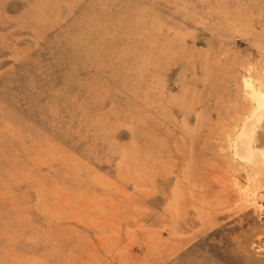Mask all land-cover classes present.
Wrapping results in <instances>:
<instances>
[{
	"label": "rangeland",
	"instance_id": "obj_1",
	"mask_svg": "<svg viewBox=\"0 0 264 264\" xmlns=\"http://www.w3.org/2000/svg\"><path fill=\"white\" fill-rule=\"evenodd\" d=\"M255 92L264 0H0V264H264Z\"/></svg>",
	"mask_w": 264,
	"mask_h": 264
},
{
	"label": "bare ground",
	"instance_id": "obj_2",
	"mask_svg": "<svg viewBox=\"0 0 264 264\" xmlns=\"http://www.w3.org/2000/svg\"><path fill=\"white\" fill-rule=\"evenodd\" d=\"M248 65H249V64H248ZM249 67H250V66H249ZM249 79H250V78H249ZM244 83H245V82H244ZM251 83H252V82H251ZM245 86H246V85H245ZM247 86H248V84H247ZM246 88H247V87H246ZM253 88H254V87H253ZM248 89H250V87H249ZM250 94H251V93H250ZM255 94H256V97H255V96H254V97H255L257 100H260V101L263 103L262 105H264V98H263V97H260V95L258 94V92H257V93L255 92ZM248 95H249V94H248ZM261 99H262V100H261ZM260 106H261V105H260ZM263 107H264V106H263ZM260 108H261V107H260ZM258 109H259V106H258ZM258 111H259V110H258ZM248 113H249V112H248ZM254 113H255V112L253 111L252 115H255ZM261 114L263 115V113H261ZM261 114H260V115H261ZM250 115H251V112H250ZM260 115H258V118H259V119H260V117H259ZM251 117H252V116H250V118H251ZM253 117H254V116H253ZM262 117H263V116H262ZM244 118H247V117H244ZM244 120H246V119H244ZM248 120H250V119L248 118ZM248 120H246V123H245V122H244V123H245V124H248V122H247ZM260 120H261V119H260ZM263 120H264V119H263ZM263 120H262V121H263ZM258 121H259V120H258ZM258 121H257V122H258ZM262 121H261V122H262ZM240 123H241V122H240ZM244 123H242V124H244ZM258 123H260V122H258ZM258 123L256 124V126L258 125ZM242 124H241V125H242ZM245 124H244V125H245ZM260 124H261V123H260ZM263 124H264V123H263ZM263 124H261V125L264 126ZM261 125H260V126L258 125V126L261 127ZM245 126H247V125H245ZM249 126H250V125H249ZM259 127H258V128H259ZM236 128H238V127H236ZM240 128H241V127H240ZM242 128H244V127L242 126ZM246 128H247V127H246ZM260 129H261V128H260ZM242 130H243V129H242ZM247 130H248V129H246V132H248ZM262 130L264 131L263 127H262ZM262 130H260V131L262 132ZM243 131H244V130H243ZM249 131H250V130H249ZM254 131H255V133H256V130H254ZM244 132H245V131H244ZM250 132H251V131H250ZM240 133L243 134L242 132H240ZM245 134H246V133H245ZM247 134H249V133H247ZM253 134H254V133H253ZM236 135H237V134H236ZM239 135H240V134H239ZM249 135H250V134H249ZM255 135H256V134H255ZM237 136H238V135H237ZM237 136H236V138H237ZM257 136H258V135H257ZM240 137H241V136H240ZM244 137H247V135H244ZM249 137H250V136H249ZM249 137L246 138V139H249V140H250V139L253 137V135H252L250 138H249ZM229 138H230V137H229ZM242 138H243V137H242ZM242 138H240L241 141H243V139H244V138H243V139H242ZM255 138H256V137H255ZM237 139L239 140V138H237ZM253 140H254V139L252 138V139H251V142H253ZM257 140H258V139H257ZM257 140H256V141H257ZM241 141H240V142H241ZM254 141H255V140H254ZM235 142H236V141H235ZM247 142H248V141H247ZM257 142H258V141H257ZM257 142H256V143H257ZM230 143H231V142H230ZM243 143H244V145H245V141H243ZM243 143H242V144H243ZM258 143H259V142H258ZM234 144H235V143H234ZM253 144H255V142H253ZM229 145H230V144H229ZM237 145H238V144H236V146H237ZM244 145H242V146H244ZM249 145H250V144H249ZM233 146H234V145H233ZM239 146H241V145L239 144ZM242 146H241L240 149H242ZM247 146H248V145H247ZM251 146H252V145H251ZM237 147H238V146H237ZM245 147H246V145H245ZM230 148H231V147H230ZM251 148H252V147H251ZM251 148H250V149H251ZM254 148H255V147H254ZM258 148H259V147H258ZM236 149H237V148H236ZM240 149H239V151H240ZM245 149H246V148H245ZM252 149H253V148H252ZM261 149H262V150H261V153L259 152V154H258V153L256 152V153L258 154V155L256 154V155H257L256 157H257L258 161L260 160V162H261V164L259 165V168H262V169H263V168H264V144H263V147H262ZM254 150H255V149H254ZM259 150H260V148H259ZM236 151H237V150H236ZM241 151H242V150H241ZM245 151H246V150H245ZM248 151H249V150H248ZM250 152H251V150H250ZM254 152H255V151H254ZM254 152L252 153V156L254 155ZM189 153H190V152H189ZM235 153H236V152H234V154H235ZM237 153H239V152H237ZM248 153H249V152H248ZM236 155H237V154H236ZM241 155H243V154H241ZM241 155H240V156H241ZM246 155H248V154H246ZM246 155H243V156H244V157H247ZM249 155H250V157H251V154H249ZM253 157H255V156H253ZM247 159H248V158H247ZM249 159H250V158H249ZM249 159H248V160H249ZM257 159H256V160H257ZM253 160H254V159H253ZM256 160H254V162H255ZM242 161H243V160H242ZM245 161H246V160H245ZM243 162H244V161H243ZM250 162H251V161H250ZM252 162H253V161H252ZM252 162H251V164H252ZM254 162H253V163H254ZM247 163H248V161H247ZM247 163H246V164H247ZM253 165H254V164H253ZM257 165H258V164H257ZM255 166H256V165H255ZM255 166H252V167H255ZM245 168H246V167H245ZM246 169H247V168H246ZM252 169H253V168H252ZM236 171H237V169H236ZM257 171H262V170H261V169H257ZM257 171L255 170V171H253V172H257ZM248 172H249V171H248ZM250 172H251V170H250ZM263 172H264V171H262V172H258V173H263ZM263 174H264V173H263ZM255 175H256V173H255ZM261 175H262V174H261ZM248 176H249V175H248ZM259 176H260V175H259ZM251 177H252V176H251ZM251 177H250V178H251ZM253 178H255V177L253 176ZM232 179H233V178H232ZM234 179H235V178H234ZM247 179L249 180V178H247ZM234 181H235V180H234ZM252 181H253V180H252ZM257 182H258V181H257ZM253 183H254V182H253ZM258 183L260 184V181H259ZM235 184H238V183H235ZM254 185H255V184H254ZM257 185H258V184H257ZM235 186H236V185H235ZM247 186H248V185H247ZM238 187H239V186H238ZM249 187H250V186H248V189H249ZM258 187H259V185H258ZM244 188H246V185L244 186ZM251 188H253V187H251ZM251 188H250V189H251ZM238 190H240V189H237V191H238ZM241 190L243 191V189H241ZM246 190H247V189H245V191H246ZM242 191H241V192H242ZM245 191H244V192H245ZM247 191L249 192V190H247ZM247 191H246V193H247ZM250 191H252V189H251ZM254 191H255V190H254ZM239 193H240V192H239ZM246 193H245V194H246ZM251 193H252V192H251ZM254 193H255V192H254ZM249 194H250V193H249ZM249 194H247V195H249ZM239 195H240V194H239ZM239 195H238V196H239ZM252 195H253V194H252ZM244 196H245V195H244ZM242 198H244V197H242ZM237 199H239V197H238ZM248 199H249V198H248ZM247 202H248L250 205H256V204H257V199H255V196H254V197H252L251 199H249Z\"/></svg>",
	"mask_w": 264,
	"mask_h": 264
}]
</instances>
